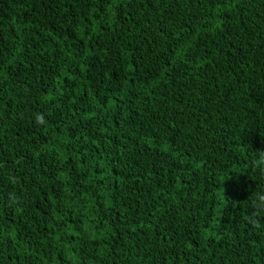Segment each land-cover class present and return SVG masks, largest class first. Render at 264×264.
Here are the masks:
<instances>
[{"label": "trees", "instance_id": "1", "mask_svg": "<svg viewBox=\"0 0 264 264\" xmlns=\"http://www.w3.org/2000/svg\"><path fill=\"white\" fill-rule=\"evenodd\" d=\"M257 150L264 0H0V264H264Z\"/></svg>", "mask_w": 264, "mask_h": 264}, {"label": "clouds", "instance_id": "2", "mask_svg": "<svg viewBox=\"0 0 264 264\" xmlns=\"http://www.w3.org/2000/svg\"><path fill=\"white\" fill-rule=\"evenodd\" d=\"M36 123L39 125L46 124V121L41 114L36 115ZM254 152L257 153L259 161L264 162V151L257 150ZM230 179H232L230 174L225 177V181ZM249 203H250V208L252 209V215L249 218V223H251L253 227L259 229L262 227V225L260 224L257 217L264 215V193L261 192L252 193L249 198Z\"/></svg>", "mask_w": 264, "mask_h": 264}]
</instances>
